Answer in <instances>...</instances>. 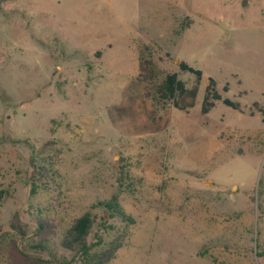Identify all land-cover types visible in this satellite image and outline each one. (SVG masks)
Listing matches in <instances>:
<instances>
[{
	"label": "rangeland",
	"instance_id": "374dc122",
	"mask_svg": "<svg viewBox=\"0 0 264 264\" xmlns=\"http://www.w3.org/2000/svg\"><path fill=\"white\" fill-rule=\"evenodd\" d=\"M142 60L155 83L199 68L196 105L146 97ZM208 77L240 112H199ZM253 103L264 110V0H0V264L11 241L70 262L64 231L111 196L132 223L92 211L90 244L123 234L108 264H264Z\"/></svg>",
	"mask_w": 264,
	"mask_h": 264
},
{
	"label": "trees",
	"instance_id": "16d2710c",
	"mask_svg": "<svg viewBox=\"0 0 264 264\" xmlns=\"http://www.w3.org/2000/svg\"><path fill=\"white\" fill-rule=\"evenodd\" d=\"M152 63L148 60H142L139 63V78L144 83L146 97H151L152 100L160 106L168 105L176 111L186 112L192 109L196 103L199 93V88L202 82V71L199 68L191 66L183 61L178 62L177 68L181 73L191 75L192 81L189 84L178 77L177 72L168 73L158 82H153L154 71ZM228 92V86L225 84L220 89L217 87L216 81L212 77L207 78L204 86L199 112L202 115L210 112L216 104H221L234 111H241L239 102L230 99L225 94ZM253 107L259 108L257 103H253ZM264 114V110L260 109ZM39 171H45L43 166L39 167ZM39 173V172H37ZM37 186L32 184V193ZM3 193L0 192V202ZM115 196L92 204L88 210L74 219L68 228L64 231L60 239V247L71 253L72 259L70 262H62L56 258L44 259L39 255H30L21 251L17 243L11 241L5 247V258L7 264H108L115 257L116 251L120 248L123 239V234L117 236L113 241H110L106 247L97 249L102 240L99 236L96 245L88 242V237L91 233L95 216L93 210L100 211L105 218L117 217L120 220L130 224L132 219L128 216ZM103 220V219H101ZM103 224L104 221H103ZM50 226L47 223L40 224L41 234L43 231L49 230ZM42 247L39 245V248Z\"/></svg>",
	"mask_w": 264,
	"mask_h": 264
},
{
	"label": "water",
	"instance_id": "95a60500",
	"mask_svg": "<svg viewBox=\"0 0 264 264\" xmlns=\"http://www.w3.org/2000/svg\"><path fill=\"white\" fill-rule=\"evenodd\" d=\"M259 114L261 115L262 113H261V112H259Z\"/></svg>",
	"mask_w": 264,
	"mask_h": 264
}]
</instances>
